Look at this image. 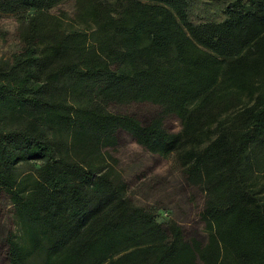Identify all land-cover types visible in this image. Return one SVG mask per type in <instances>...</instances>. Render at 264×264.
I'll return each instance as SVG.
<instances>
[{"label":"trees","instance_id":"1","mask_svg":"<svg viewBox=\"0 0 264 264\" xmlns=\"http://www.w3.org/2000/svg\"><path fill=\"white\" fill-rule=\"evenodd\" d=\"M64 1L0 0V14L28 12L21 50L0 58L7 264H264V0H132L117 16L78 0L68 21L49 13ZM221 83L247 92L237 111L216 109ZM135 101L158 110L111 109ZM119 131L176 153L208 192L209 245L127 196L103 155Z\"/></svg>","mask_w":264,"mask_h":264},{"label":"rangeland","instance_id":"2","mask_svg":"<svg viewBox=\"0 0 264 264\" xmlns=\"http://www.w3.org/2000/svg\"><path fill=\"white\" fill-rule=\"evenodd\" d=\"M130 1L132 0H85V3L92 10L103 8L105 11L108 10L109 14L117 16L123 6ZM77 6L78 0H65L52 8L49 13L68 21L75 18ZM27 14L28 12L0 14V58H11L13 54L21 50L20 25ZM97 27L98 22L93 25V29ZM219 85L215 94L221 104L217 105L216 109L223 110L221 114L237 111L247 102V92H239L240 89L235 84L229 85L230 91L227 93L221 92L223 84ZM111 109L116 112L136 114L142 121L147 122L157 112L158 105L150 101H135L126 106H112ZM205 117L208 121V116L205 115ZM167 125L173 131H179L182 128L177 118L169 119ZM206 145L207 142L198 145L196 141V144L189 143L188 148L192 146L201 148ZM103 155L114 168L116 176L126 183V194L136 205L156 212L158 219L162 222L176 221L182 226L188 239H197L209 245L211 230L209 223L203 217L208 192L200 185L189 183L176 153L168 156L152 153L139 145L131 135L119 131L117 144L104 149ZM261 155L264 156V153ZM21 170H29V165H23ZM261 179H264L262 175ZM1 210L0 264H7L1 248V239L3 232L12 226L13 213L11 201L6 194H3L1 199ZM217 255H219L218 261L221 262V255L219 253ZM213 258L214 254L211 258V253H208L204 264H211L210 262L215 260Z\"/></svg>","mask_w":264,"mask_h":264}]
</instances>
